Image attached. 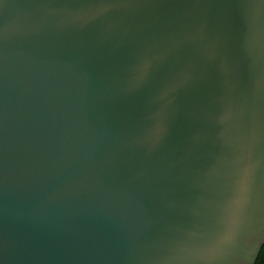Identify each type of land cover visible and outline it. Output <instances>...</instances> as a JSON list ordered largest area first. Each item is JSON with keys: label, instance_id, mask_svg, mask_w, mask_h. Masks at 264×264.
<instances>
[{"label": "water", "instance_id": "obj_1", "mask_svg": "<svg viewBox=\"0 0 264 264\" xmlns=\"http://www.w3.org/2000/svg\"><path fill=\"white\" fill-rule=\"evenodd\" d=\"M264 0H0V264H256Z\"/></svg>", "mask_w": 264, "mask_h": 264}, {"label": "trees", "instance_id": "obj_2", "mask_svg": "<svg viewBox=\"0 0 264 264\" xmlns=\"http://www.w3.org/2000/svg\"><path fill=\"white\" fill-rule=\"evenodd\" d=\"M256 264H264V246L262 248V251H261V253L259 255V258H258Z\"/></svg>", "mask_w": 264, "mask_h": 264}]
</instances>
